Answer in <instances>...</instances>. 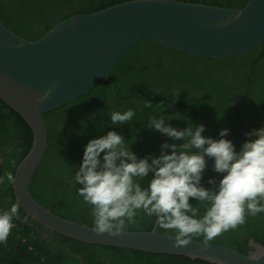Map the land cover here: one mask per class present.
Wrapping results in <instances>:
<instances>
[{
    "label": "trees",
    "instance_id": "obj_1",
    "mask_svg": "<svg viewBox=\"0 0 264 264\" xmlns=\"http://www.w3.org/2000/svg\"><path fill=\"white\" fill-rule=\"evenodd\" d=\"M17 1L0 0V20L16 35L36 41L59 22L71 16L94 13L134 0H80L60 20L50 21L37 17L36 21L23 28L9 24V10L19 8ZM175 1L231 9H242L249 2ZM253 55L258 56L254 59ZM263 58L264 44L238 56L204 59L163 48L150 41L139 42L112 69L108 78L87 95L44 115L49 146L44 160L30 182V194L57 216L94 227L91 206L78 195L77 189L81 185L74 181L75 172L82 163L88 142L106 135L109 131H116L124 137L130 150L141 159L149 154L158 157L162 143H183L149 129L150 115L163 116L166 124L178 129L187 128L189 121L195 125L202 124L205 126L202 135L213 139H219V132L223 129H229L230 133H233V122H228L223 117L231 115L238 120L241 113L227 112L215 106L205 107V101L208 98L228 96V87L239 85L243 90H247L251 85L252 76L264 64ZM216 86H224L225 93H217ZM145 101L151 102V107H145ZM129 108L135 112L130 122L123 125L112 124L110 114L113 111L123 112ZM259 120L256 118L253 121L256 123ZM257 128L258 125L255 129ZM32 142L33 132L30 126L0 99V167L3 160L0 176H4L6 172L15 174L18 165L29 153ZM213 164L214 161L209 159L201 181L202 186L208 189L218 186V182L216 186L207 183L213 178ZM151 179L152 173H149L141 181V186L147 187ZM15 202L12 184L5 179V183L0 185V211L10 209L11 204ZM189 202L199 207V215L202 217L207 207L206 202L199 203L195 199H190ZM25 216L20 208L18 218L13 220L15 227L7 242L0 244V264H211L181 256L88 245L52 233L31 218L24 221ZM135 219L136 223L128 225L124 231L150 232L156 223L155 216L150 217L143 211L138 212ZM158 232L174 237L176 235V230H167L160 226ZM250 238L264 242V213L255 217L248 216L245 224L208 243L247 255ZM191 239L205 242L202 235L193 236Z\"/></svg>",
    "mask_w": 264,
    "mask_h": 264
},
{
    "label": "water",
    "instance_id": "obj_2",
    "mask_svg": "<svg viewBox=\"0 0 264 264\" xmlns=\"http://www.w3.org/2000/svg\"><path fill=\"white\" fill-rule=\"evenodd\" d=\"M150 41L204 59H224L264 44V0H249L242 9L134 0L90 14L71 16L36 41L26 40L0 20V99L30 126L33 142L18 165L12 184L26 215L52 233L85 243L151 254L187 257L211 264H264V247L247 255L191 239L175 247V237L152 231L97 235L94 227L54 214L38 203L29 185L48 151L44 115L87 95L141 41ZM51 89L44 102L40 97Z\"/></svg>",
    "mask_w": 264,
    "mask_h": 264
},
{
    "label": "clouds",
    "instance_id": "obj_3",
    "mask_svg": "<svg viewBox=\"0 0 264 264\" xmlns=\"http://www.w3.org/2000/svg\"><path fill=\"white\" fill-rule=\"evenodd\" d=\"M50 94L51 89L40 97V102ZM145 102V107H151V102ZM134 116L131 108L110 114L114 125L126 124ZM148 120L149 129L183 143H162L158 157L149 154L142 159L116 131L92 139L85 146L74 181L81 185L78 195L91 206L97 235L119 236L128 225L136 223L138 212L143 211L155 216L161 228L176 230L175 247L187 246L193 236L200 235L207 244L245 224L248 216L264 213V127L246 133L248 139L237 152L233 142L224 138L230 134L229 129L221 130L220 138L213 139L202 135V124L189 121L187 128L178 129L166 124L163 116L150 115ZM209 159L214 161L212 170L223 175L218 186L215 178L207 181L216 186L212 189L201 184ZM149 173L152 179L142 187L141 181ZM5 179L15 183L11 172L0 176V185ZM190 199L206 202L202 217ZM20 208L17 199L10 209L0 211V244L7 242Z\"/></svg>",
    "mask_w": 264,
    "mask_h": 264
},
{
    "label": "flooded vegetation",
    "instance_id": "obj_4",
    "mask_svg": "<svg viewBox=\"0 0 264 264\" xmlns=\"http://www.w3.org/2000/svg\"><path fill=\"white\" fill-rule=\"evenodd\" d=\"M78 2H80V0H18L17 6L19 8L16 10H9V24L13 27L23 28L26 27L27 24L36 21L37 17L47 18L50 19V21H57L65 17L68 14V10L76 6ZM257 56L253 55V58L256 59ZM215 88L216 92L219 94L225 93L226 91L224 86H216ZM228 89V96L220 98L217 95L218 97L216 98H208L204 106H215V108H223L227 112L241 113L238 120L231 115L229 117H223V119L225 118L228 122H233L234 125L233 133H230L224 138L231 140L235 145L236 151L239 152L243 143L248 139L245 134L255 129L257 125L258 127L264 126V64H262L258 72L252 76L251 85L247 90H243L239 85L233 88L228 87ZM256 118L260 120L255 123L253 120ZM2 165L3 160L1 162V167ZM212 172L213 174L211 176L215 178L217 182L223 178L222 174H218L214 171ZM24 221H26V216L24 217ZM51 240L52 239H50V241ZM251 241L264 247V242L250 238L248 240V249L246 250L247 254L256 250V248L250 244Z\"/></svg>",
    "mask_w": 264,
    "mask_h": 264
},
{
    "label": "rangeland",
    "instance_id": "obj_5",
    "mask_svg": "<svg viewBox=\"0 0 264 264\" xmlns=\"http://www.w3.org/2000/svg\"><path fill=\"white\" fill-rule=\"evenodd\" d=\"M262 127H264V126H262ZM259 128H261V127H258L257 129H259Z\"/></svg>",
    "mask_w": 264,
    "mask_h": 264
}]
</instances>
